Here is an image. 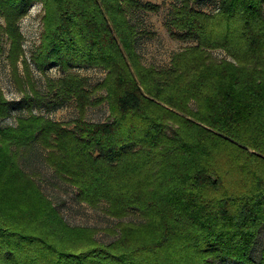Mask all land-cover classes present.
<instances>
[{"label":"trees","instance_id":"1","mask_svg":"<svg viewBox=\"0 0 264 264\" xmlns=\"http://www.w3.org/2000/svg\"><path fill=\"white\" fill-rule=\"evenodd\" d=\"M164 27L192 44L166 67L144 65L128 15L156 12L139 0H0V58L15 83L22 64L29 91L18 102L0 93V119L14 105L27 116L0 127V264H264V0H178ZM41 4L39 43L22 58L19 20ZM213 2L205 12L196 4ZM213 50H221L216 58ZM98 68L89 85L74 69ZM27 86V87H28ZM100 96H97L99 95ZM72 103L76 117L57 122L32 113ZM106 103L103 122L87 108ZM76 201L104 204L119 221L109 243L95 228L70 226L19 159L33 149ZM104 232H113L104 229Z\"/></svg>","mask_w":264,"mask_h":264},{"label":"rangeland","instance_id":"2","mask_svg":"<svg viewBox=\"0 0 264 264\" xmlns=\"http://www.w3.org/2000/svg\"><path fill=\"white\" fill-rule=\"evenodd\" d=\"M140 2H150L159 5L156 12L136 10L131 12L128 17L138 31H144L151 34V37H138L135 48L140 56L141 62L148 66L152 65L157 68L166 67L169 64L172 53L192 44L191 42H182L174 40L169 37L164 23L166 22L173 5L178 4V0H139ZM196 8L211 12L215 8L213 2L205 4H196ZM41 4L34 2L25 16L19 20V29L22 34L21 47L23 50L22 58L29 64L31 80L35 89L44 94L45 86L44 79L58 78L61 76L57 66L52 65L47 68L44 75L41 74L30 62V55L33 49L39 43V34L41 31ZM4 52L0 58V93L2 97L9 101L18 102L22 98L23 87L29 91V86L22 78L23 69L20 62L17 63V71L21 77L23 86H19V82L15 83L11 76L10 67L5 59L8 44L5 40L2 41ZM211 54L216 57H222L221 50H213ZM80 76L88 79L89 85H94L99 82L103 76L104 71L98 68H77L73 70ZM45 77V78H44ZM28 86V87H27ZM97 96H100L97 95ZM27 109L25 105H14L8 117L0 119V127L14 126L16 118L27 116ZM32 113L41 115L45 118L57 122H69L76 117V111L72 103L65 104L56 109H48L45 106L33 107ZM108 110L106 103H101L96 106L87 108L86 119L90 122H103L107 119ZM44 152L38 148H33L27 156H22L19 159L20 166L24 171L31 173L36 172L35 181L40 187L44 195L51 199L53 205L61 213L63 219L70 226H85L95 228L98 231L95 233V239L101 243H109L113 241L117 235L116 224L119 221L140 222L136 214L130 213L122 219H115L109 217L103 212L104 204L99 205L98 208H91L83 203L76 201V192L74 188L68 184L60 181L55 177L53 172L45 165L42 157ZM104 229H110L113 232H104ZM264 238V230H262L257 238L252 257L256 258L258 254L261 241Z\"/></svg>","mask_w":264,"mask_h":264}]
</instances>
